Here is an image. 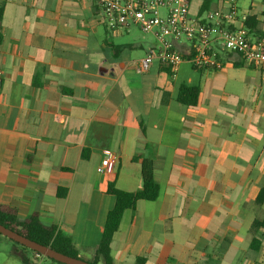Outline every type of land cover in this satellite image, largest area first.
<instances>
[{"label": "crops", "instance_id": "crops-1", "mask_svg": "<svg viewBox=\"0 0 264 264\" xmlns=\"http://www.w3.org/2000/svg\"><path fill=\"white\" fill-rule=\"evenodd\" d=\"M262 1L237 0L252 39L264 36ZM224 4L191 0L189 12ZM0 8V206L20 221L37 214L89 261L116 203L109 185L141 190L148 160L160 194L123 216L114 264H264V230L252 229L264 221V68L232 56L219 70L184 62L174 76L155 63L140 74L157 40L108 30L97 0ZM183 85L199 88L195 107L177 102ZM106 151L117 156L112 175L97 172ZM0 264L55 263L2 235Z\"/></svg>", "mask_w": 264, "mask_h": 264}, {"label": "built area", "instance_id": "built-area-1", "mask_svg": "<svg viewBox=\"0 0 264 264\" xmlns=\"http://www.w3.org/2000/svg\"><path fill=\"white\" fill-rule=\"evenodd\" d=\"M97 1L99 22L108 30L122 33L137 27L157 40L158 45L139 60L136 70L140 74L155 63L170 69L174 76L184 62L197 70H219L232 56L242 57L253 68H264V36L251 38L248 17L237 0H225L222 10L196 17L189 12L191 0ZM262 5L264 8V0ZM176 45L184 46V50ZM117 162V156L106 151L97 172L112 175Z\"/></svg>", "mask_w": 264, "mask_h": 264}, {"label": "trees", "instance_id": "trees-1", "mask_svg": "<svg viewBox=\"0 0 264 264\" xmlns=\"http://www.w3.org/2000/svg\"><path fill=\"white\" fill-rule=\"evenodd\" d=\"M2 10L0 8V19ZM250 27L249 23H246ZM1 41V36H0ZM199 99V88L193 86L183 85L180 87L177 102L183 105L195 107ZM141 178L142 188L136 192H127L119 190L115 185H109L108 192L115 196L116 203L114 208L108 213L104 226V231L101 236L99 245L95 249L94 257L88 262L91 264H114L111 256V243L114 234L119 230L123 216L127 211L136 208L139 201H156L160 194L158 184L154 179V166L151 161L144 160L141 163ZM264 200V189L258 195L257 203H262ZM0 224L4 227L21 234L22 236L35 241L44 246L50 247L55 251L77 259L79 251L74 246L72 240L58 232L55 227H49L42 224L37 214L31 215L24 221L18 218V212L8 206H0ZM253 230H264V221H255ZM2 236V234H0ZM12 241V240H11ZM14 242V241H13ZM20 245L17 242H14ZM22 246V245H20ZM26 248L25 246H22ZM251 247L253 250L258 251L261 247V240L259 237H254ZM28 249V248H26ZM33 251V250H32ZM35 254H39L33 251ZM40 255V254H39ZM42 256V255H41ZM49 259V258H48ZM54 263L61 264L55 260L49 259ZM84 260V259H83ZM136 264H145V259L140 257L137 259Z\"/></svg>", "mask_w": 264, "mask_h": 264}, {"label": "water", "instance_id": "water-1", "mask_svg": "<svg viewBox=\"0 0 264 264\" xmlns=\"http://www.w3.org/2000/svg\"><path fill=\"white\" fill-rule=\"evenodd\" d=\"M0 234L3 236L7 237L8 239L19 243L22 246H25L26 248L33 250L40 255L55 260L56 262H59L61 264H91L86 260L83 259H77V258H72L66 255H63L54 249L44 246L42 244H39L35 241H32L21 234L14 232L3 225L0 224Z\"/></svg>", "mask_w": 264, "mask_h": 264}, {"label": "rangeland", "instance_id": "rangeland-1", "mask_svg": "<svg viewBox=\"0 0 264 264\" xmlns=\"http://www.w3.org/2000/svg\"><path fill=\"white\" fill-rule=\"evenodd\" d=\"M3 1V0H2ZM8 240H10V239H8ZM2 256V255H1ZM252 256H254V257H256L257 256V254L256 253H252ZM44 258H46V257H44ZM47 259V258H46ZM49 260V259H48ZM56 264V263H55Z\"/></svg>", "mask_w": 264, "mask_h": 264}]
</instances>
